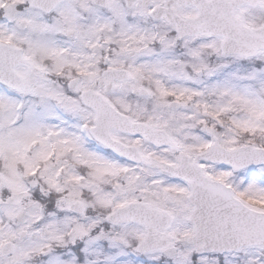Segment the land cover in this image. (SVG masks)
Here are the masks:
<instances>
[{
	"label": "snow or ice",
	"instance_id": "obj_1",
	"mask_svg": "<svg viewBox=\"0 0 264 264\" xmlns=\"http://www.w3.org/2000/svg\"><path fill=\"white\" fill-rule=\"evenodd\" d=\"M0 264H264V0H0Z\"/></svg>",
	"mask_w": 264,
	"mask_h": 264
}]
</instances>
